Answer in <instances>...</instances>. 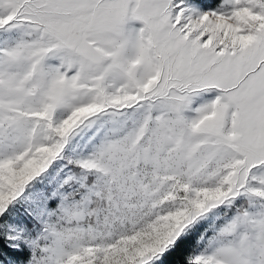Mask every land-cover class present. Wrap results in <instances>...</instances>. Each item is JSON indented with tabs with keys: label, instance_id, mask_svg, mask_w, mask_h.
<instances>
[{
	"label": "snow or ice",
	"instance_id": "obj_1",
	"mask_svg": "<svg viewBox=\"0 0 264 264\" xmlns=\"http://www.w3.org/2000/svg\"><path fill=\"white\" fill-rule=\"evenodd\" d=\"M0 264H264V0H0Z\"/></svg>",
	"mask_w": 264,
	"mask_h": 264
}]
</instances>
